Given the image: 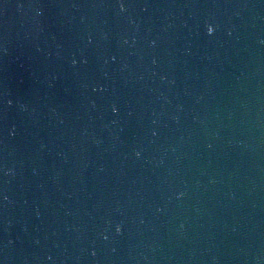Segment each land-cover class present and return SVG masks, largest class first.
Instances as JSON below:
<instances>
[{"label":"water","instance_id":"water-1","mask_svg":"<svg viewBox=\"0 0 264 264\" xmlns=\"http://www.w3.org/2000/svg\"><path fill=\"white\" fill-rule=\"evenodd\" d=\"M0 264H264V0H0Z\"/></svg>","mask_w":264,"mask_h":264},{"label":"clouds","instance_id":"clouds-1","mask_svg":"<svg viewBox=\"0 0 264 264\" xmlns=\"http://www.w3.org/2000/svg\"><path fill=\"white\" fill-rule=\"evenodd\" d=\"M213 31V29L212 28H209V32L211 33Z\"/></svg>","mask_w":264,"mask_h":264}]
</instances>
